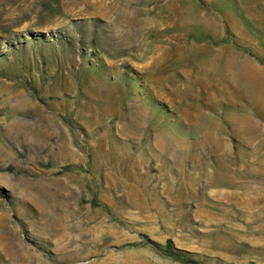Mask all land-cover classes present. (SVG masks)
I'll list each match as a JSON object with an SVG mask.
<instances>
[{"label": "rangeland", "instance_id": "1", "mask_svg": "<svg viewBox=\"0 0 264 264\" xmlns=\"http://www.w3.org/2000/svg\"><path fill=\"white\" fill-rule=\"evenodd\" d=\"M0 264H264V0H0Z\"/></svg>", "mask_w": 264, "mask_h": 264}]
</instances>
